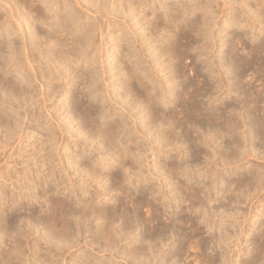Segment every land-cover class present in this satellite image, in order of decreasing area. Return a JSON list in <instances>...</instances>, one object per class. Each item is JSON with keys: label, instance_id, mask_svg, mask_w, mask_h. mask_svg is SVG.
<instances>
[{"label": "bare ground", "instance_id": "obj_1", "mask_svg": "<svg viewBox=\"0 0 264 264\" xmlns=\"http://www.w3.org/2000/svg\"><path fill=\"white\" fill-rule=\"evenodd\" d=\"M12 1L9 3L6 21L2 20L3 14L0 13V101L3 104L8 102L5 108L0 106V130L7 136L18 134L20 125L15 113L20 110L25 113L22 118L31 117L30 106L34 104L31 101L38 92L33 91L35 83L30 82L34 81L35 76L37 79L38 75L35 74L32 78L25 70L23 73L22 65L35 71L34 62L41 59H36L37 54L32 51L38 50V55L45 59L42 63H46L49 72H43L44 81L41 93L39 92L41 95L36 102L41 101L44 111L48 112L53 106L47 105V97L52 100L61 98L59 104L66 108L67 114L64 117L60 115L63 120L59 119L56 124L59 132L64 134L67 131L71 137L76 135L74 141L77 146L82 142L89 147L94 144L95 151L90 156L85 155V149L67 154L69 165L77 175L76 178L69 177L71 187L59 175L60 177L53 178L55 186L50 188L48 175L40 174L29 180L27 185L25 183L26 190L21 191L23 194L21 193L20 200L11 197L14 207L25 206L35 216L37 210H34L32 199L43 198L44 214L40 215L41 218L37 217L38 214L36 218H24L25 227L19 224L23 219L8 220L7 215L4 216L6 210L3 205L7 198L4 193L0 194V239L5 235L13 239L5 253L0 252V264H28L31 260L41 264H54L56 255L65 261V254L75 246L72 239H77L83 229L94 234L92 245L99 244L101 240L97 246L98 253L108 254H87L83 259L79 256L70 259L73 262L78 260L79 264H179L181 262L176 257L181 256L182 251L186 255L185 260L189 258L188 253H195V257L191 256L193 264H234L236 248L251 256H248L249 259L244 264H264V243L255 245L253 255L249 247H243L242 250L239 247L243 233L250 235L251 229L259 232L264 225V221H260L256 213L252 210L251 214L245 213L241 207L246 200L252 206L259 203L257 208L264 206V194H260L264 189L263 166L252 163L248 168H242L238 165L248 162L250 155L264 158V152L262 156L257 154L261 150L256 146L258 141L264 147V105L261 106L264 103V83L256 88L250 87V81L245 82L249 71H253L254 76H264V0H254L256 8L249 5V0H184L183 5L176 4L178 9L173 7L176 3L173 2L171 8L167 7L171 9L167 10L169 13L157 15L154 21L147 18L151 14L155 15V11L149 15L142 11L137 22L148 20L144 26L143 38L145 41L151 40V43L156 42L149 45L147 52L141 48L142 52L151 57L155 67H158V74L163 70L171 73L167 75L166 81L160 76H156L153 81L152 73L148 70L150 67H135L139 63L131 61L130 57L135 59L136 55L129 46L125 48V55L119 54L118 50L113 56L111 71L116 78L114 82L119 81L120 84L105 91L98 88L97 80L100 79L96 78L97 75H92V68L88 66L85 69L92 75L86 81L83 78L86 71L79 68L86 51L96 44L97 31L93 30L94 27H87L86 23H81L80 26L77 23V30L83 31L79 37L73 36L69 40L67 37L70 31L66 26L69 22L66 23L68 19L59 13L58 7L52 12L51 18H45L40 24V18L27 15L41 13L39 8L31 7L36 2L44 4V10L51 12L54 0H31L30 12L27 13L21 11L19 0ZM76 1L79 3V0ZM103 1L108 3V6L105 5L108 7L106 10L112 13L114 1ZM120 1L122 14H125L123 23L130 25L127 18L134 15L136 4L144 5L143 0ZM93 2L87 1L86 4L97 12L100 11L102 6L99 8L97 2ZM65 7H69L67 3ZM15 8L19 11L18 17L14 13L17 11ZM66 14L72 18L74 13L67 11ZM25 26L32 45L30 52L28 49L24 51L25 47H22L27 39ZM216 26L217 37L214 32ZM83 27L87 28L84 30ZM15 28H18V32ZM122 31L126 34L127 30L124 28ZM99 32L103 38V31ZM210 38L214 43L209 42ZM55 43L58 45L56 49L52 50V47L48 51L45 48ZM239 45L243 49L241 54L236 52ZM77 46L81 48L77 50ZM225 46L230 50L226 51ZM43 48L47 49L46 54ZM191 49L196 51L189 53ZM217 51L220 52L218 56ZM21 52H26L23 54L24 59L20 56ZM204 55L205 63L202 66L194 65L195 58ZM96 56L97 54L94 58ZM127 56L130 57L127 59ZM166 56L169 58L166 59ZM175 59L180 64H173ZM167 61L169 62L166 64ZM187 62L193 65L188 68ZM56 63H59V67ZM12 67L17 71L14 76L8 73ZM187 68L192 77L187 74ZM54 73H57L54 78L57 83H53L51 78L46 82V78ZM179 76L183 77L184 84L177 81ZM134 83L138 84L139 89L134 87ZM85 89L88 94H85ZM117 90L121 92L118 93ZM119 94L121 100L118 99ZM84 95L92 98L85 99ZM106 103L111 106L108 107ZM117 105H120V111L108 113ZM172 105L176 110L168 113L167 109L171 110ZM135 109L137 112L134 113ZM119 114L123 115L121 122L114 118ZM127 115L133 120L134 126L130 125ZM33 117L36 125L43 129L41 117L38 114ZM64 122H68L70 127L65 128ZM74 123L79 124L78 130H74ZM166 124L169 127L165 128ZM192 126L196 127L193 138L190 130ZM163 127L165 129H161ZM176 127L182 128L181 133L186 139L176 135ZM227 136L230 140L224 150L219 139ZM48 140H52L54 145L58 143L53 134L49 135ZM187 140L190 143L193 141V146H199L198 152L204 155V160L185 162V154L190 151L195 153L190 144V149L183 148L187 145ZM146 141L149 144L146 145ZM156 143L160 146L159 150ZM60 144L65 151L71 149L68 141ZM169 146L177 147L176 154H182L180 160L169 161L172 155L165 150ZM148 151L156 157L154 173L149 169ZM78 155L82 158L84 155L89 157L88 163L80 164L76 159ZM233 167H236V172ZM234 173L236 176H233ZM184 175L182 180L181 176ZM175 178L178 180L175 181ZM54 189L56 195L47 197ZM117 190L120 193L113 195ZM185 202L189 203V214L183 219L178 212L182 211V204ZM259 215H263L262 210ZM243 221L250 224L249 228ZM92 224H95L97 231L92 230ZM182 224L189 230L184 231ZM144 225L147 228H143ZM203 232L217 234H211L209 239L204 236L199 238ZM21 237L25 238L24 242L20 240ZM210 242L216 244L221 253L207 259L208 256L205 257L203 251Z\"/></svg>", "mask_w": 264, "mask_h": 264}, {"label": "rangeland", "instance_id": "obj_2", "mask_svg": "<svg viewBox=\"0 0 264 264\" xmlns=\"http://www.w3.org/2000/svg\"><path fill=\"white\" fill-rule=\"evenodd\" d=\"M3 1L0 2V13L3 14V17H2L3 19L2 20H5L6 21L8 19L7 18L8 17V12L7 11L10 10V4L9 3L13 2V1L12 0H10V1L9 0H3ZM54 1H55L54 2L55 3L54 4V7H53L54 9L52 8L51 12L49 11V13H48V11H45L44 10V4H42V3L39 4L38 2H36V3H34L35 5H32L31 6L30 5L31 4V0H19V4L21 5L20 6L21 11H23L24 13H27V11L30 10V6L32 8H39L40 11H41V13H42V14L41 13L39 14L40 16L37 15L36 12H33L34 15L31 14V13L30 14L27 13V15H29V16L32 15L35 18H40V20L38 21L39 24L45 18H51L52 12L54 10H56L57 7H58L57 10L59 11V13H61V15L63 17H65L66 19H68V21L66 23H68V22L69 23L66 24V26H67V28L70 31V33H69L70 35H68V37H67L69 40H71V38L73 36L74 37H76V36L79 37L80 34H81L80 32L83 31V29L77 30V27L76 26H78V24H80V26H81V23L83 25L86 23V24H88L87 27L89 25H91L92 28L94 27L93 30H96L97 31L96 32L97 34L95 33V35H96L95 41L97 40L96 41V44H94L93 46H91L86 51V53L84 54V58L85 59L80 62L79 68H81V70H83L84 72L86 71L85 69L88 66L90 68H92L93 73H94V74L92 73V75H94V76L97 75L96 78L97 79H100V80H97V82L99 81L97 83V86H98V88L100 90L105 91L109 87L112 90L113 87L118 86L120 84L119 81L114 82L116 78H115V76H113V72L111 71V69L113 67V63H114L113 56H114L115 52L118 51V50L120 52L119 54L123 53L125 55L127 53V51H126L125 48H128L129 46L132 49L131 51L132 52L134 51L133 53L136 55V58L137 59L136 58L134 59L133 57H130V56H127V59H128V57H130L132 62L134 61L136 63H139V66L138 65H135V67L137 69H139V68H146V69H148L150 67L148 70H149L150 73H152L151 74V79L153 81L156 78H158V76L165 78L164 81H166L167 75L170 74L171 72L168 73L169 70H163V72H161L160 74H158V72H157L158 67H155L154 62L151 60V57L149 58L144 53V52H147L146 50H148L147 48L149 47V45L151 46L152 43H154V44L156 43L155 41H153L151 43V40L145 41V39L143 38V36L145 35L144 26L146 25L145 24L146 21H148V20L154 21L155 20V17L157 15L159 16L162 13L164 14L165 12L170 11L171 9H169V8H171V5L173 4V2H176L175 5H173V7H177L178 4L180 6H181V4L183 5L184 0H147V1L146 0H143V4L144 5L138 6V4H136L135 5V11L133 13L134 15L131 18H127V22L130 25H126V24L123 23L124 22L123 19H124V15L125 14H122L123 13V11H122L123 7L120 6L121 5V1L120 0L119 1L118 0H112L115 3L114 4L115 6H113L114 8L111 7L112 5L110 6V4H109V6L111 7V9H113L112 13H109L107 11L108 10L107 9L108 7L106 8L105 5L108 6V3L105 4L106 1L104 3L103 0H96V1L95 0H79V3H77L76 0H54ZM87 1H91V2L95 1L93 3H96L97 2L96 5H98L99 8H100V6H102L101 7L102 9L100 8V11L97 12L93 7L91 8L88 4H86ZM249 1L251 2V3L249 2V5H251L252 8H256V6H254L255 5L254 0H249ZM6 3H8V4H6ZM66 3H67V5L70 8L69 7L68 8L65 7ZM98 3H101V5L98 4ZM103 3H104V5H103ZM90 4H92V3H90ZM23 7H25V8L23 9ZM167 7H169V8H167ZM178 8L179 7H177V9ZM72 9H73V11H72ZM164 9H166V10H164ZM15 10H17V9L15 8ZM67 11H70V12H73L74 13L73 16H72V18H70L66 14ZM142 11H144V13H146V15H149V14H151V13H153L155 11L154 12L155 15H152L151 14L147 18L148 20L145 19V20H141L142 22H137L139 20L138 17L142 16ZM175 11H176V9H175ZM18 12H19L18 10L14 12L16 16H17ZM28 12H30V11H28ZM64 15H67V16H64ZM141 19H143V18H141ZM263 20H264V16H263ZM4 23H6V22H4ZM44 27H46V26H44ZM26 28L27 27L25 26V31L27 33V39H28L29 36H28V32H27V29ZM86 28H84V30ZM124 28H125V30H127V31H125L126 34H123V31L122 30H124ZM217 28H218L217 26L214 28V32H216L215 33L216 37L218 36V34H217ZM15 29H16L15 31L18 32V28H15ZM99 30H102L103 31V36H104L103 38L100 36ZM257 31H258V29L256 30V32ZM16 34L17 33H14V35H16ZM20 38H22V35L20 36ZM131 38H132V41H131ZM27 39L25 41V43H26L25 45L26 46L23 45L22 47H25L24 48V51H25V49L26 50L28 49V51L30 52V51H32V49L29 50V48L32 47L31 43H29V42H31V40L30 39L27 40ZM38 39H39V37H38ZM128 40L130 42H133V43H130L129 44L128 43L129 42ZM22 42H23V40L21 41V43ZM209 42L210 43H214L213 40H212V38H210ZM55 44L54 45L53 44L50 45V47H46L45 45L44 46H45V48L48 49V51H50L51 50L50 48H52V47H53L52 50L54 48L55 49L57 48L58 45H57V43H55ZM118 45H120V46H118ZM75 47L76 46H74V48ZM45 48H43V51L46 54L45 50H47V49H45ZM80 48H81L80 46H77V50H79ZM141 48L144 50V52H142V49ZM227 48H228V50H227ZM213 49L215 50L216 47L213 48ZM213 49L211 51L214 52ZM224 49L226 51H229L230 50L228 46H225ZM21 50H23V48H21ZM24 51H22V52H24ZM195 51L196 50H192L191 49V50H189V53H193ZM22 52H21V55L20 56L23 57V59H24V56L25 55H23V54H25L27 51L25 53H22ZM32 52H34V53L37 54L35 56L36 59H38V60H39V58L41 59L40 61L34 62V63H36L35 66H36V70L37 71L36 70L35 71L34 70L32 71V69L29 68V67H27L25 64L22 65V67H24V69L22 70L23 73H24V70H25L26 73L28 72L29 75L31 74L32 78H33V76H35V74L38 75L37 79H36V76H35L34 81L32 80L30 82V83H35V88L33 87L34 88L33 91L36 90L38 92V93L36 92L37 95L39 94L38 95L39 96L38 98H37V95L35 94L36 95V98L33 99V101H31V103L32 102L34 103L33 105L31 104V106H30V111H32L30 113V116L31 117L22 118L25 115V113L21 112L22 110H20V112H18V113H15V116H17L16 118L18 119V124L20 125L19 126V132H18L19 135L16 133L17 135L16 134H14V135H8L9 136L8 137L5 133L2 132L3 131L2 129L0 130V194H3L4 193V195H6V198H7L6 204L3 205V208L6 210L4 216L6 217V215H7V219L8 220H11V219H14V218H21V219H23L22 222L21 221L19 222V224L21 223L20 224L21 226H24V222H25L24 220L27 219V218H31V219L32 218H36L37 214H38L37 217L38 218H41L42 213H43V210L45 209V205H44V202L42 200L43 198H41V199L40 198H33L32 199V200H34V210H37V213H36V216H35V215L32 214V212L30 210H26L27 207H25V206H23V207H20V206L14 207V205L12 204V201H11V197H17L20 200L21 193L22 192H25V190H26V188H24L25 187V183L27 185L28 183H30L29 180H31L33 178H37L38 175H40V174H42V175L43 174L44 175L46 174V176L48 175L47 178H49V183L51 185L50 188H53V186H55V183H52L54 181L53 178L55 176L56 177H60L61 176L62 178H64L66 180V183L69 184V186H70L71 184H70V182L68 180L69 177L76 178L77 175L74 174L73 169H71V167L69 165V162H68V159H67V154H70L71 152H74V154H75V152L82 151V150L84 151V149H85V155L90 156L95 151L94 144L93 145H90V147H89L88 144L82 142L81 145H80L81 147L80 146H77V144L74 141V138H75L76 135H73V137H71V134L70 133H67V131L64 134H61L59 132V129L56 127L57 126L56 124H57V122L60 121L59 119H62V117H64L67 114L66 108L65 107H61L60 104H59L60 103V100L59 99H61V98H53V100H52L51 97H47L48 98V101H46V103H48L47 105H50L51 104L53 106V108H51L50 111H48V112H45L44 111V107H43L44 104L42 105L40 103L41 101L36 102L37 100L40 99V95H41L40 94L41 93V89H42L41 88V85H42V82L44 81L43 80L44 77L42 78V76L44 75L43 72L44 71L45 72L47 71V73H48L49 72V67H47L46 63H44V64L42 63V62L45 61V59L42 56H39L38 55V50H35V51L33 50ZM218 52L219 51L216 52L217 56L220 54V52L219 53ZM236 52L237 53H240V54L243 53V49H242V46L241 45H239L237 47ZM95 54H97L96 58H94ZM168 58H169V56H166V59H168ZM205 58H206L205 55L204 56H201V57H196L195 58V64L194 65H196V66H202V64L205 63V62H203ZM20 60H22V59H20ZM136 60H138V62ZM131 61H129V63ZM168 62L169 61H167L166 64ZM136 63H134V64H136ZM172 63L175 64V65L176 64H180V62L177 61V59H175L174 61H172ZM185 63H186V61H185ZM56 64L55 65L57 67H59V63H56ZM187 64H189L188 65V68H190L193 65V64H190L189 62H187ZM13 68H15V67H12L9 70V72H8L10 74V76H12V75L14 76L15 74H17V71L15 70L16 68L15 69H13ZM188 68L186 69L187 70L186 71L187 74L190 73V71H189ZM56 69H58V68H56ZM1 71H2V69L0 67V73H1ZM35 72H37L38 74L35 73ZM55 72H58V71L56 70ZM252 73H253V71H249V73H248L249 76L248 75L246 76L247 79H245L246 80L245 82H248L249 83V81H250V87H256V88H258L259 86H261L262 83H264L263 82L264 81V76H261L260 77L259 75H256V74L254 76ZM190 74H189V76H190ZM51 75L52 74H50L49 78L48 79L46 78L47 81L46 80L45 81L48 82V80L51 78L52 79V82L56 84L57 81L54 78H56L57 73H54L53 76H51ZM92 75H91V73L89 71H86L84 73V75H83V78H85V81H86L88 78L91 79L92 78L91 77ZM262 75H264V72H262ZM18 77H21V75H18ZM190 77H192V76H190ZM35 79H36V81H35ZM255 79H257V80H255ZM177 81H179L180 83L184 84V81H183V77L182 76H179V78H177ZM59 83H61V81H59ZM154 84H157V83L154 82ZM23 85H25V83ZM167 85H168V83H166V86ZM134 87L136 89H139L137 83H134ZM47 91H48V89L46 90V92ZM85 92H86L85 94H88L87 89H85ZM117 92L119 93L121 91L120 90H117ZM179 95H181V93ZM85 97H86V95H84V98ZM49 98L51 99L50 101H49ZM86 98H88V99L90 98L91 99L92 96L89 95ZM180 98L181 97H179V99H178L179 102L182 101V99H180ZM118 99L121 100V95L120 94L118 95ZM97 104L99 105L100 103H97ZM7 105H8V102L5 103V104H3L2 100L0 101L1 108H5V106H7ZM105 105L111 106L109 103H106ZM262 105H264V103H261V106ZM118 106H120V105L113 106L112 107L113 110L108 111V113L112 114L114 112L117 113L118 111H120L121 109ZM173 109L176 110V108H174L173 105H172L171 110L170 109H167V112L168 113L171 112V111L173 112ZM122 111H124V110H122ZM134 111L137 112V109L133 110V112ZM37 114H38V116L41 117L40 121L43 124L44 128H46V129H44V128L42 129L41 127H38L36 125V121L33 120V118H34L33 116L34 115H37ZM127 117L129 118V115H127ZM114 118L116 120H119L120 122L123 121L121 119V118H123V115H120V114L119 115H115ZM56 119H57V121H56ZM129 120L131 122L130 125H133L134 126L133 120L130 119V118H129ZM12 123H13V121H12ZM64 123H65L64 124L65 128L70 127V125L68 124V122H64ZM74 125H75L74 130H78L79 124H75L74 123ZM165 126H166L165 128L169 127L168 124H166ZM21 127H22V129H21ZM127 127H129V125H127ZM192 127H190V130H191V135H192V138H193L196 135V127L195 126H192ZM165 128L163 127L161 129H165ZM180 128L181 127H176L174 129V132L176 130V132H175L176 135H181L182 138L186 139L185 136H183L182 133H181L182 132V128L181 129ZM193 129H194L195 132L193 131ZM51 132H52L53 135H55V138L58 141V143L55 144V145L53 144L52 140H50V141L48 140L49 135H52ZM229 140H230V137L229 136H227L225 138H220L219 139V141L223 145V148L222 149H224V150L227 149V147L225 145L227 144V142ZM62 141H65V142L68 141V142H70L71 149L65 151L64 148H63V146H62V144H60V143H62ZM186 143H187V145H184L183 148H185V149L188 150V148L190 147V145L193 146V143L194 142L191 141V143H190L187 140ZM147 144H149L148 141H146V145ZM155 145L157 146V150H159L160 146L157 143ZM194 146H197V147H194ZM194 146H193V148H194L196 154L193 153V151H190V152H188V154H185L184 160H185L186 163H195L198 160L201 161V160H204L205 159L204 158V155L203 154H200L198 152V149L197 148H199V146L198 145H194ZM256 146L258 148H260V150H261V151H258L257 154H260V156H262L263 155L262 153L264 152V147H262L258 141H256ZM165 150H168L167 151L168 154L172 155V159L169 158V161H173L175 159H177V160L179 159L180 160L182 158V154L180 156L177 155L178 154L177 147H174L173 148L172 146H169V147H166ZM196 150H197V152H196ZM250 150H251V147H250ZM147 153L149 155V159L148 160H149V169H151L150 172H153L154 173V172H156V167H155V163H154L156 157L153 155V153L151 151H148ZM85 155H84L83 158L81 156H79V155H78V157H76V159L79 160L80 164L86 165L88 163V161H89L88 158L89 157H87ZM201 155H203V156H201ZM247 159L249 160L248 162L247 161H244V162H241V164H238V165L240 167L242 166V168H248L249 166H251L252 163H255V165H259V166L262 165L263 166V170H264V158H260L258 156L257 157H254L253 155H250ZM195 160H197V161H195ZM235 168L236 167H233V170ZM242 168H240L241 169L240 171H243ZM146 170H147V168H146ZM230 170H231V168H230ZM234 171L236 172L237 170H234ZM50 172H52V173H50ZM148 174L149 173H146V175H148ZM235 174L236 173H234L233 176H236ZM196 175H198V173ZM184 178H185V175L184 176H181V179L182 180ZM177 180H178V178H175V181H177ZM109 182H111V180H109ZM263 184H264V182H263ZM63 186H64V184L61 185V187H63ZM112 186L113 187H116L115 185H112ZM104 187H107V186H104ZM3 189H4V191H3ZM145 189H147V188H145ZM39 191L41 192V188H39ZM55 192H56L55 189L53 191H50L48 193L47 197H53L52 196L53 194L55 196L56 195ZM145 192H147V190H145ZM261 192L262 193H260V194H264V189ZM116 193L118 194V193H120V191L117 190V192L115 191L112 194L113 195H116ZM137 194L140 195V193H137ZM120 197H122V195ZM148 197H151V195L148 196ZM26 199L27 198H25V200ZM8 200H9V202H7ZM254 201H256V199ZM9 204L11 206H8ZM251 204L252 203L248 204V200H246V202L243 203L242 206H241L242 207V210H245V213H250L251 210H252L254 212V214L256 213L255 215H257V217L259 218L260 221L261 220L264 221V206L263 207L260 206V207L257 208L256 205H258L259 203L255 204L254 206H252ZM31 206H33V205H31ZM188 206H189V203L188 202L183 203L182 204V211L178 212V215L180 214L181 218L184 217L183 219H186L188 217V216L185 217V215L189 214V212H188L189 211ZM261 210L263 211V215H259L258 216V214H261ZM195 220H197V219H195ZM168 222L170 224H172L170 220ZM258 223H257V225H259ZM243 224L247 228H249V226H250V224L247 223V222H245V221H243ZM184 226L185 225H183L182 229L184 231H186V230L188 231L189 229L188 228L186 229V226L185 227ZM143 228H147V225H144ZM260 229H261L260 231H262V232H260V231L258 232L257 230H253L252 231V229H251L250 230V232H251L250 235H247V234L245 235L244 233L242 234V242H241V244L239 246L241 250L243 249V247L244 248L245 247H249V249H251L250 250L251 255H253V253L255 254V252L253 251L255 245L256 244L264 243V225ZM84 230L85 229H83L82 232L80 233L81 235L78 234L77 239L76 238H73L72 239L73 240L72 242H73V244L75 246H73V248H71L65 254L66 257H67V260L64 261L62 257H59V256L56 255L54 257V264H73V263L74 264H79V261L78 260L75 261L76 262L75 263V262L71 261L70 259L71 258H74V256H79L80 258L82 257V259H83L85 257V255H87V254L88 255H96V256L102 254L104 256H107L108 252L98 253V247L97 246L101 243V240L99 241V244L92 245V242L91 241H92V238H93V235L94 234L92 233V231L91 232H87L86 230L85 231ZM92 230L97 231V228L95 227V224H92ZM41 233L43 234V231ZM38 234L39 233H37V235ZM211 234H212V232H203V235L199 236V238H201L202 236H204L205 238L209 239L212 235L217 234V232L214 233V234H212V235ZM8 237L9 236L5 235V236H3L2 239H0V252L1 253H3V252L5 253L6 249H8L9 246L13 242V239L11 237H9V238ZM23 238L24 237H21L20 240L22 239V241L24 242L25 238L24 239ZM32 238H33V236L30 239H32ZM248 239H250V240L247 242ZM215 245L216 244H214L213 242H210V243H208L205 246L203 252H204V256L205 257L208 256L207 259H209L211 257L213 258L215 255L218 256L221 253V249L220 248L218 249V246H215ZM219 250H220V252H218ZM183 253H184V251L181 252V254H182L181 256L182 257L180 255H179L180 258L179 257H176L177 260L181 262L179 264H184V262H185V264H193L194 263L193 262V257H195L194 256L195 253H193L192 251H191V253H188V255H189V258H188L189 260L187 259L189 261L188 263L186 262L187 260H185L186 255L183 254ZM191 256H193V257H191ZM248 256H250V255H248V254L246 255V254H244V251L243 252H240L236 248L235 255L233 256L234 262H235L234 264H241V263L244 264V262L247 259H249ZM250 258H251V256H250ZM263 259H264V256H263ZM28 264H41V262H36L35 260H31V261H28Z\"/></svg>", "mask_w": 264, "mask_h": 264}]
</instances>
